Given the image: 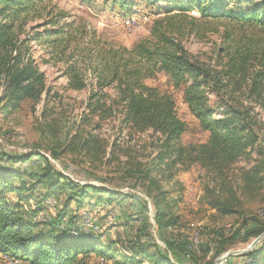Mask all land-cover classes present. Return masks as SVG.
Returning a JSON list of instances; mask_svg holds the SVG:
<instances>
[{
  "label": "trees",
  "instance_id": "obj_1",
  "mask_svg": "<svg viewBox=\"0 0 264 264\" xmlns=\"http://www.w3.org/2000/svg\"><path fill=\"white\" fill-rule=\"evenodd\" d=\"M130 1L134 0H113L112 4L125 8ZM144 1L152 5L165 1L167 5L160 8L163 13L151 25L149 36L125 48L83 42L84 31H74L71 22L61 24L68 15L47 12L45 0H0V104L15 107L39 100L44 76L28 46L42 42L51 50V58L65 65L63 74L70 88L82 90L86 82L90 83L85 119H95L96 128L106 119L121 115L125 128L141 133L151 129L160 136L155 164L168 161L170 167L187 170L199 165L212 171L239 160L247 148L255 145L262 155L264 139L259 135H264V0ZM192 10L198 16L190 15ZM45 15L48 18L43 24L51 30L22 37L29 22ZM206 34H217L219 44L212 59L199 62L187 52L184 41L190 37L202 39ZM160 73L167 76L174 89L182 91L190 115L205 134L204 142L176 145L187 131L186 124L176 116L171 97L145 85ZM109 89L114 96L106 92ZM253 108L260 112L250 115ZM126 172L137 175L140 183L148 182L150 191L156 188L149 170L128 168ZM42 189L45 194L41 199L63 196L58 214L43 222L29 218L19 203H10L5 195L15 194L21 200L24 194L29 197ZM150 191L147 195L155 224L159 229L175 226L177 219L169 216L168 205L160 209L166 193ZM127 199L133 202L130 206L136 208V220L141 222L138 228L126 224L124 244L129 255H124L113 241L101 243L97 238L78 235L75 217L64 220L72 205L100 207L117 203L123 208ZM111 210L113 217L117 211ZM148 210V201L136 195L71 180L39 151L0 149V254L26 264H88L86 259L92 252L114 260L120 257L121 264H143V260L147 264H174L179 256L176 252L181 253L178 258L184 263L195 260L190 247L187 252L182 243L173 241L166 244L175 261L170 260L150 231ZM262 231L263 227L258 226L242 236L257 238ZM257 248L264 245L254 250ZM177 249L180 251L175 252ZM252 252L241 257L248 258ZM257 263L254 258L250 264Z\"/></svg>",
  "mask_w": 264,
  "mask_h": 264
},
{
  "label": "rangeland",
  "instance_id": "obj_2",
  "mask_svg": "<svg viewBox=\"0 0 264 264\" xmlns=\"http://www.w3.org/2000/svg\"><path fill=\"white\" fill-rule=\"evenodd\" d=\"M45 1L47 12L62 11L68 15L61 24L71 22L74 31H84L83 42L90 40L107 47L125 48H132L149 36L151 25L163 13L160 8L167 5L165 1L152 5L144 0H134L123 8L113 5V0ZM190 15L198 16L193 10ZM47 18L45 15L29 22L22 37L30 38L51 30L50 26L43 24ZM218 44L217 34H206L202 39L190 37L184 41L187 52L199 62L212 59ZM28 48L44 76L43 92L36 102H21L15 107L0 104V149L22 153L39 151L55 169L77 183L105 187L148 201L149 212L145 215L150 221V231L170 260L175 261L167 252V242L182 243L187 252L191 248L195 260L186 263L178 258L181 253L176 251L180 250H174L179 255L178 264H250L254 258L257 264H264V248L254 250L264 245V153L259 155L258 145L247 148L246 154L232 164L210 169L212 171L199 165H192L187 170L180 166L170 167L168 161L155 164L159 135L152 133L151 129L141 133L125 128L121 124V115L106 119L96 128L95 119L92 122L85 119L90 83L86 82L82 90L70 88L63 74L65 65L51 58L47 45L32 42ZM145 85L171 97L176 116L186 124L187 131L176 145L204 142L205 134L190 115L182 91L174 89L167 76L157 74L145 81ZM1 91L0 84V95ZM106 92L114 96L113 90ZM212 104L217 108L218 105ZM246 106L243 104V108ZM253 109L250 115L260 112ZM259 136L264 139V135ZM128 168L149 170L156 188L150 191L148 182L140 183L137 175L127 174ZM14 184L18 182L14 181ZM157 190L166 193L160 209L168 205L169 216L177 219L175 226L159 229L155 224L153 205L147 194L149 191L155 194ZM44 194V189L29 197L24 194L27 201L25 196L18 200L15 194L5 195L10 203H19L29 218L43 222L46 217L58 214L63 201L62 194L58 199H41ZM124 204L128 207L121 208L117 203L100 207L87 203L81 207L72 205L64 220L67 221L68 216L75 217L78 235L97 238L101 243L113 241L124 255H129L124 244L128 233L126 224L138 228L141 222L136 220V208L130 206L133 202L127 199ZM111 209L117 211L113 217L109 212ZM258 226H262L263 231L257 238L242 236ZM75 231L71 230V234L76 235ZM236 233L237 237L232 238ZM255 241L257 243L252 246ZM251 251L254 252L248 258L241 257ZM260 253L262 256L258 257ZM86 261L88 264H121L122 259H109L99 252H92ZM141 263L147 264L146 260ZM0 264L26 263L0 254Z\"/></svg>",
  "mask_w": 264,
  "mask_h": 264
},
{
  "label": "water",
  "instance_id": "obj_3",
  "mask_svg": "<svg viewBox=\"0 0 264 264\" xmlns=\"http://www.w3.org/2000/svg\"><path fill=\"white\" fill-rule=\"evenodd\" d=\"M256 243H257V241H255V242L252 244V246H254Z\"/></svg>",
  "mask_w": 264,
  "mask_h": 264
}]
</instances>
